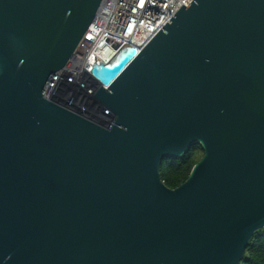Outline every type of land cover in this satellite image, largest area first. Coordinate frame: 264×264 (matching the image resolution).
<instances>
[{
    "label": "water",
    "instance_id": "95a60500",
    "mask_svg": "<svg viewBox=\"0 0 264 264\" xmlns=\"http://www.w3.org/2000/svg\"><path fill=\"white\" fill-rule=\"evenodd\" d=\"M101 4L0 0V264H239L264 228V0H192L95 61L111 123L44 97Z\"/></svg>",
    "mask_w": 264,
    "mask_h": 264
},
{
    "label": "built area",
    "instance_id": "2783aa9c",
    "mask_svg": "<svg viewBox=\"0 0 264 264\" xmlns=\"http://www.w3.org/2000/svg\"><path fill=\"white\" fill-rule=\"evenodd\" d=\"M191 1L102 0L98 13L77 47L64 66L52 76L44 97L94 120L111 123L110 111L106 109L101 114L100 102L94 97L92 64L99 60L110 61L123 47L142 49L175 16L182 4L187 6ZM85 101L90 105L85 106Z\"/></svg>",
    "mask_w": 264,
    "mask_h": 264
},
{
    "label": "trees",
    "instance_id": "16d2710c",
    "mask_svg": "<svg viewBox=\"0 0 264 264\" xmlns=\"http://www.w3.org/2000/svg\"><path fill=\"white\" fill-rule=\"evenodd\" d=\"M203 156L200 144H194L180 157H165L160 165V178L169 188L178 187L188 177L192 167ZM239 264H264V228L254 232Z\"/></svg>",
    "mask_w": 264,
    "mask_h": 264
},
{
    "label": "rangeland",
    "instance_id": "374dc122",
    "mask_svg": "<svg viewBox=\"0 0 264 264\" xmlns=\"http://www.w3.org/2000/svg\"><path fill=\"white\" fill-rule=\"evenodd\" d=\"M84 105H85V106H89V105H90L89 101H85V102H84Z\"/></svg>",
    "mask_w": 264,
    "mask_h": 264
},
{
    "label": "bare ground",
    "instance_id": "6f19581e",
    "mask_svg": "<svg viewBox=\"0 0 264 264\" xmlns=\"http://www.w3.org/2000/svg\"><path fill=\"white\" fill-rule=\"evenodd\" d=\"M93 83V82H92ZM94 85V84H93Z\"/></svg>",
    "mask_w": 264,
    "mask_h": 264
}]
</instances>
